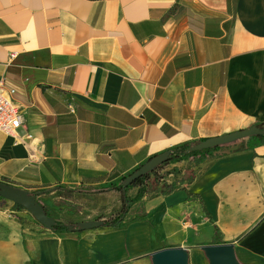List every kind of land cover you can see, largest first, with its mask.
I'll list each match as a JSON object with an SVG mask.
<instances>
[{
  "label": "crops",
  "instance_id": "0c3cea01",
  "mask_svg": "<svg viewBox=\"0 0 264 264\" xmlns=\"http://www.w3.org/2000/svg\"><path fill=\"white\" fill-rule=\"evenodd\" d=\"M1 81L24 124L0 133V182L102 195L175 147L264 126V0H0ZM194 171L121 228L55 233L0 201V264H151L169 247L208 264L200 247L222 243L264 264V145Z\"/></svg>",
  "mask_w": 264,
  "mask_h": 264
},
{
  "label": "water",
  "instance_id": "95a60500",
  "mask_svg": "<svg viewBox=\"0 0 264 264\" xmlns=\"http://www.w3.org/2000/svg\"><path fill=\"white\" fill-rule=\"evenodd\" d=\"M253 137L264 138V128L253 126L246 130L207 139L191 146L185 154L189 155L196 152L227 147L249 140ZM172 154V151H167L159 156H156L128 175L125 180L121 182L124 190L138 179L153 173L160 166L169 162L172 158ZM55 191L56 189H50L45 192L33 194L26 190L0 182V198H2L5 202H10L13 205L22 207L24 211L29 213L33 219L47 231H53L58 224L53 217L47 215L44 206L38 202L37 197L40 194L52 193ZM100 193H103V191H100ZM61 226H65L72 233L86 232L103 227L104 222L86 221ZM200 249L203 251L208 264H242L237 257L234 243L204 245L201 246ZM150 258L151 264H190L189 249L182 247L160 249L151 253Z\"/></svg>",
  "mask_w": 264,
  "mask_h": 264
},
{
  "label": "trees",
  "instance_id": "16d2710c",
  "mask_svg": "<svg viewBox=\"0 0 264 264\" xmlns=\"http://www.w3.org/2000/svg\"><path fill=\"white\" fill-rule=\"evenodd\" d=\"M260 128H264L263 125H258ZM203 142V141H201ZM199 143V142H198ZM197 143H189V144H184L179 147L173 148L171 151L173 152L172 158L169 162L163 164L160 166L158 169H156L153 173L138 179L136 182H134L132 185L123 188L121 185V182L125 180L127 176H122L120 177L119 181L112 185L111 189L115 192H118L121 194V212L117 217L114 219H111L109 221L104 222V227L106 228H121L125 225L126 221L124 220V217L129 213V211L137 204L139 203L144 196H149V195H168L171 194L175 191L179 190H185L183 187L185 184H190L196 179V173L194 171V168L206 163L207 161L215 160L218 158H222L228 155L232 154H237L241 152H246V151H252L254 150L255 147L257 146H262L264 145V138H257L253 137L249 140L239 142L227 147H220L212 150H207L203 152H196L192 153L189 155H186V151L193 145ZM187 164L188 167L186 168L182 178L179 181L173 182L171 184H168L166 182L165 177L159 175V171L167 168L168 166L172 165H178V164ZM169 174H174V175H180L181 170L178 168L174 167L170 171ZM168 174V175H169ZM132 188H138V194L136 197L132 198L127 195L128 191L131 190ZM96 189H91V188H79V189H67L64 187L57 188L55 192L57 194H66V195H71L76 192H85L87 194L95 193ZM125 191V192H124ZM38 193V192H37ZM33 193V194H37ZM190 198V197H189ZM0 201H3L2 198H0ZM39 203H41L38 200ZM42 204V203H41ZM43 205V204H42ZM44 206V205H43ZM14 208L16 211H24V209L18 205H14ZM45 211L48 216H50V211L47 207H45ZM134 219L128 220L127 222L133 221ZM35 223L40 226L36 221ZM57 226L54 228L53 232L55 233H69V230L65 226L61 225H71L75 223H61L57 222ZM216 232L218 231L217 228H215ZM30 264V263H29Z\"/></svg>",
  "mask_w": 264,
  "mask_h": 264
},
{
  "label": "rangeland",
  "instance_id": "374dc122",
  "mask_svg": "<svg viewBox=\"0 0 264 264\" xmlns=\"http://www.w3.org/2000/svg\"><path fill=\"white\" fill-rule=\"evenodd\" d=\"M184 166L186 168L188 167L187 164H184ZM170 167L171 166H168L167 168L159 171V175L166 176L165 179L167 180L170 175L169 173L172 170ZM110 188L111 186H106L102 189ZM127 195L131 197V191L128 192ZM40 201L49 209L50 216L57 222L79 223V218H86V214L91 215L93 211H98L103 214L106 212L109 214L107 218L110 216L116 217L118 212L117 207L121 203V194L110 190V192L102 195L96 193L87 194L76 192L71 195L62 194L60 197L59 195L52 193L47 197L41 196ZM22 213L31 220H34L33 217L26 211H22Z\"/></svg>",
  "mask_w": 264,
  "mask_h": 264
},
{
  "label": "built area",
  "instance_id": "2783aa9c",
  "mask_svg": "<svg viewBox=\"0 0 264 264\" xmlns=\"http://www.w3.org/2000/svg\"><path fill=\"white\" fill-rule=\"evenodd\" d=\"M16 55H11V59ZM16 91L0 82V133L14 136L23 127L24 114L15 100Z\"/></svg>",
  "mask_w": 264,
  "mask_h": 264
}]
</instances>
